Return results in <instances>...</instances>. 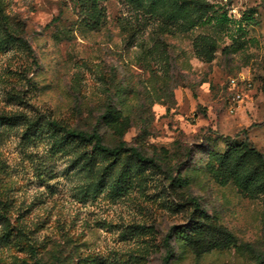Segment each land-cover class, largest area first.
<instances>
[{
  "label": "rangeland",
  "instance_id": "374dc122",
  "mask_svg": "<svg viewBox=\"0 0 264 264\" xmlns=\"http://www.w3.org/2000/svg\"><path fill=\"white\" fill-rule=\"evenodd\" d=\"M0 113L42 126L0 125V264H264V191L215 160L264 155V0H0ZM45 121L158 167L83 168Z\"/></svg>",
  "mask_w": 264,
  "mask_h": 264
},
{
  "label": "trees",
  "instance_id": "16d2710c",
  "mask_svg": "<svg viewBox=\"0 0 264 264\" xmlns=\"http://www.w3.org/2000/svg\"><path fill=\"white\" fill-rule=\"evenodd\" d=\"M244 16L246 13L243 14ZM25 123V131H35L42 130V126L38 121H31L25 115L20 113H0V125H20ZM45 130H47L52 140V146L56 147L57 150L68 148L73 150L72 152L75 155L74 163L77 164L81 158H83V164L81 167L86 166L88 169L92 168L95 155H99L100 158L111 157L112 159H118L123 153L134 159L137 162V167L142 168L143 166L153 165L158 167V165L151 159L144 156L138 149L135 147H125L124 142H119L117 145L110 147L102 143L100 135L96 131L90 133H84L81 131H76L73 129H68L55 121H45L44 123ZM24 131V132H25ZM91 145V152L87 150L76 151L77 148L84 145ZM76 151V152H75ZM78 152V153H77ZM215 160L218 163L219 167H222L224 171L229 173L236 183L246 189L250 188L254 192H263L264 191V155L259 154L252 148L241 147L237 148L236 146L228 147L223 152L215 155ZM109 167L105 166L104 170L100 172L97 176L100 178L97 181H102L105 174L111 176L108 179L109 185H112L113 191L121 187L124 184L125 178L128 176L127 170L123 167L115 172L116 176L110 175ZM172 182L180 184L181 179H173ZM196 204V203H195ZM5 216L0 213V224L3 225ZM173 229V228H172ZM172 231V230H171ZM169 232L174 234V232ZM180 231H175V236ZM4 232L3 235H5ZM214 235L221 236L224 241L231 243V239L225 231H217L215 234L214 230L209 233V239L213 240ZM165 245V254L162 258L163 264H168L169 260L172 258L173 249L169 245L166 237L164 238Z\"/></svg>",
  "mask_w": 264,
  "mask_h": 264
},
{
  "label": "clouds",
  "instance_id": "9594fccd",
  "mask_svg": "<svg viewBox=\"0 0 264 264\" xmlns=\"http://www.w3.org/2000/svg\"><path fill=\"white\" fill-rule=\"evenodd\" d=\"M29 151H31V150H29ZM29 178H31V177H29ZM59 182H60V184H67V188L65 189V191H68V189H74V188L78 187L79 185L86 183V181L83 178H72L71 183H68L63 178H60ZM53 183H56V181H53ZM40 191H42V189Z\"/></svg>",
  "mask_w": 264,
  "mask_h": 264
}]
</instances>
